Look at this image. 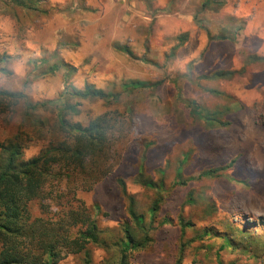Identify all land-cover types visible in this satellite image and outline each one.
<instances>
[{
	"label": "rangeland",
	"instance_id": "1",
	"mask_svg": "<svg viewBox=\"0 0 264 264\" xmlns=\"http://www.w3.org/2000/svg\"><path fill=\"white\" fill-rule=\"evenodd\" d=\"M86 85L114 95L69 100L80 111L70 121L103 117L116 129L110 174L77 193L100 207L104 236L130 218L122 179L156 228L132 264H264V0H0V90L36 103ZM6 113L0 142L23 125ZM40 116L54 122L56 112ZM140 172L164 183L156 219L157 193L135 183ZM91 251L92 264L115 256Z\"/></svg>",
	"mask_w": 264,
	"mask_h": 264
},
{
	"label": "trees",
	"instance_id": "2",
	"mask_svg": "<svg viewBox=\"0 0 264 264\" xmlns=\"http://www.w3.org/2000/svg\"><path fill=\"white\" fill-rule=\"evenodd\" d=\"M113 97L94 85H86L84 89L68 87L57 100L33 103L23 93L0 90V115L12 110L23 121L18 134L0 142V264H59L68 256H78L83 264H92L93 247L115 255L105 264H132L133 256L152 241L156 228L137 214L124 180L120 179L119 185L131 200L130 218L108 238L104 236L108 231L100 227L97 219L100 207L92 211L77 198L78 191L92 190L110 174L103 166L116 129L109 128V121L103 117L88 126L70 121L68 115L80 111L78 104L72 105L69 100ZM42 110L55 111L54 122L42 119ZM39 140L43 148L28 157L27 146ZM158 173L165 176L162 169ZM216 173L208 171L202 176L213 177ZM135 183L156 191L150 210L151 218L156 219L164 200L163 181L148 179L140 172ZM35 203L38 215L32 211ZM175 264H183V258L180 256Z\"/></svg>",
	"mask_w": 264,
	"mask_h": 264
},
{
	"label": "bare ground",
	"instance_id": "3",
	"mask_svg": "<svg viewBox=\"0 0 264 264\" xmlns=\"http://www.w3.org/2000/svg\"><path fill=\"white\" fill-rule=\"evenodd\" d=\"M234 214V213H233Z\"/></svg>",
	"mask_w": 264,
	"mask_h": 264
}]
</instances>
